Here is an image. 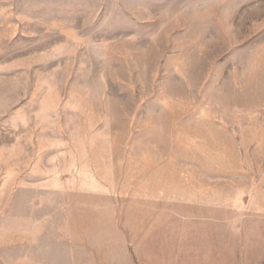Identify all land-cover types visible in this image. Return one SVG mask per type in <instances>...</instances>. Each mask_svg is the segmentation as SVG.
Returning a JSON list of instances; mask_svg holds the SVG:
<instances>
[{"label": "rangeland", "instance_id": "rangeland-1", "mask_svg": "<svg viewBox=\"0 0 264 264\" xmlns=\"http://www.w3.org/2000/svg\"><path fill=\"white\" fill-rule=\"evenodd\" d=\"M0 264H264V0H0Z\"/></svg>", "mask_w": 264, "mask_h": 264}]
</instances>
